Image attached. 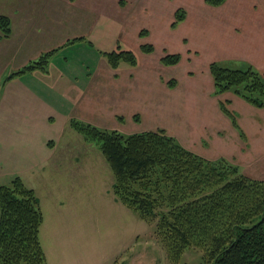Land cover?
<instances>
[{"label": "rangeland", "instance_id": "rangeland-1", "mask_svg": "<svg viewBox=\"0 0 264 264\" xmlns=\"http://www.w3.org/2000/svg\"><path fill=\"white\" fill-rule=\"evenodd\" d=\"M103 2L78 3L79 24L67 22L64 35L79 33L94 43L76 40L65 51L66 59H58L59 67L77 66L81 75L77 77L85 84L80 65L96 67V56L103 57L99 50L130 49L137 63L114 68L103 59L92 88L86 91L89 121L78 120L123 134L163 129L206 159L223 157L250 178L264 180V107L256 108L231 91L214 95L209 73V63L219 61L236 68L250 64L264 74V0H224L219 5L205 0H106L107 7ZM178 8L185 17L172 27ZM102 9L108 16L112 13L113 19L98 17ZM142 29L147 31L144 36L139 35ZM142 43H151L153 51L143 53ZM165 53H179L180 60L164 65L160 57ZM6 69L1 67L0 72ZM22 75L26 85L49 82L31 73ZM6 76H0V91L9 85L4 84ZM6 95L0 93V129L19 117L28 122L33 137L45 130L38 107L18 110L23 105L7 100ZM218 100H229L227 107L234 112L244 140L220 110ZM57 119H50L51 123H58ZM58 124L64 128V122ZM71 134L78 159L85 157L79 150L90 149L86 165L76 164L66 154V162L58 166L73 169L31 171L23 159L15 160L20 154L29 158L31 147L19 148L11 136L0 132V169L4 171L0 185L19 176L35 189L43 215L39 238L45 264H210L202 243H191L177 255L167 249L155 220L140 219L114 198L113 173L98 147L68 124L63 135ZM60 201L64 203L57 207Z\"/></svg>", "mask_w": 264, "mask_h": 264}, {"label": "trees", "instance_id": "trees-1", "mask_svg": "<svg viewBox=\"0 0 264 264\" xmlns=\"http://www.w3.org/2000/svg\"><path fill=\"white\" fill-rule=\"evenodd\" d=\"M219 5L224 0H205ZM185 17L178 8L171 26ZM0 32H11L7 16L0 15ZM147 33L139 31L140 36ZM154 49L140 44L143 53ZM52 51L11 72L7 78L35 69L46 71ZM109 66H134L130 49L105 51ZM179 53L160 57L164 65L178 63ZM214 95L231 91L250 105L264 106V74L248 64L230 67L219 61L209 63ZM169 81V86L173 85ZM229 100H218L243 140ZM71 128L102 152L113 173L114 198L137 217L155 220L158 234L175 255L191 243H202L210 264H264V180L250 178L223 157L215 160L185 148L163 129L123 134L105 130L72 118ZM43 215L32 188L14 176L0 185V264H45L39 238Z\"/></svg>", "mask_w": 264, "mask_h": 264}, {"label": "crops", "instance_id": "crops-1", "mask_svg": "<svg viewBox=\"0 0 264 264\" xmlns=\"http://www.w3.org/2000/svg\"><path fill=\"white\" fill-rule=\"evenodd\" d=\"M80 1L0 0V15L7 16L11 26V32L8 36H2L0 32V68H7L4 73L0 72V76L4 74L8 76L11 72L23 67L28 62L38 59L46 51H52L46 71L33 70L22 72L10 78L6 76L4 84L9 85L5 86V88L2 87L0 91V93H7V100L23 105L18 110L38 107L37 114L41 116L45 130L37 132L34 137L28 128V122L17 120L20 119L19 117L11 121V126L6 125L0 129V132L4 135L11 136L14 139L13 142L19 148L24 144L31 147V156L29 158L25 159L22 154L15 157V160L23 159L24 165L28 166L27 169L31 171L44 170L45 167H50L53 170L73 169V167L58 166L66 162V154L73 156V161H76L78 165H86L87 163L86 153L89 155L90 149L79 150L85 157L78 159L76 144L71 142V139L75 137L73 134L66 136L70 140L67 141L63 135V130H66L71 118L76 117L77 119L89 121L85 114L86 111L90 110V106L86 101V91L92 88L95 76L99 72L98 68L104 64V52L107 50H99L103 56L100 59L95 55L96 67L93 69L84 64L80 65L82 67L81 73L87 80L85 84L77 77V75L81 76L80 71H77V66H70L71 69L59 67L58 59L66 57L64 55L65 51L76 40L80 42L86 41L90 45L94 43L88 36L79 33H77V36L64 35L67 22L74 21L77 22V25L79 24L81 16H77V11ZM103 4H105L104 7H107L106 0ZM110 8L112 9V6ZM102 15H107L105 17L106 20L108 17L110 20L113 19L110 16L113 14L111 13L108 16L103 9L97 13L98 17ZM71 38L74 39L70 41L69 39ZM104 71L108 72L109 69ZM25 73H31L34 78L39 80L49 79V82L34 86L26 85L20 80L23 76L22 74ZM60 101L63 102V105ZM59 105L65 107V110L61 109ZM77 110L79 111L78 115ZM30 114L31 116L35 115L34 110ZM48 117L53 120L57 117L58 123L64 122V128L62 129L60 124L55 121L52 124ZM24 129H26L27 133L24 132ZM34 145L38 147L36 151L33 149ZM252 146L254 147V140L252 141ZM58 151H62V155H59ZM3 175L4 171L0 169V178ZM22 181L28 186L24 179ZM63 203L64 201L58 202L57 207ZM39 206H41L40 199Z\"/></svg>", "mask_w": 264, "mask_h": 264}]
</instances>
